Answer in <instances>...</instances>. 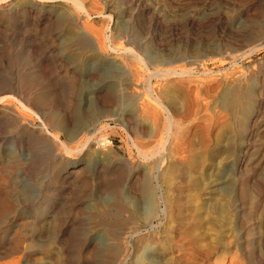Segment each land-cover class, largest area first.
Segmentation results:
<instances>
[{
    "label": "rangeland",
    "instance_id": "1",
    "mask_svg": "<svg viewBox=\"0 0 264 264\" xmlns=\"http://www.w3.org/2000/svg\"><path fill=\"white\" fill-rule=\"evenodd\" d=\"M262 29L264 0H0V264H264Z\"/></svg>",
    "mask_w": 264,
    "mask_h": 264
},
{
    "label": "bare ground",
    "instance_id": "2",
    "mask_svg": "<svg viewBox=\"0 0 264 264\" xmlns=\"http://www.w3.org/2000/svg\"><path fill=\"white\" fill-rule=\"evenodd\" d=\"M35 5H36V4H35ZM36 6H37V5H36ZM42 6H43V5H42ZM77 6H78L80 9H83V8H82V5H81L80 3H77ZM41 8H42V7H41ZM48 9H49V8H48ZM38 11H39V10H38ZM41 11H42V10H41ZM76 23H77V22H76ZM259 29H260V28H259ZM261 31H263V29H262ZM263 34H264V31H263ZM106 39H107V38H106ZM103 43H104V42H103ZM104 45H106V44H104ZM112 49H113V48H112ZM113 50H114V49H113ZM115 51H116V50H115ZM162 71H164L165 73H169V75L175 73V72H173V69H169V68L166 69V70L163 69ZM67 73H68V72H67ZM67 73H66V74H67ZM74 73H75V72H74ZM74 73H73V75H74ZM68 74H69V73H68ZM87 75H88V74H87ZM93 77H94V76H93ZM100 85H102V83H100ZM98 87H99V86H98ZM101 88H102V86H101ZM101 88H100V89H101ZM95 89H96V88H95ZM98 91H99V90H98ZM101 91H102V90H101ZM10 92H11V91H10ZM32 96H33V95H32ZM47 97H48V95H47L46 93H41V92H40L39 94H35V95H34V97L31 99L30 103H29V102H26V103H27V105H30V106H31V104H32L33 106H36V108H37V107H40V106L46 104L47 99H48ZM5 98H6V97H0V106L2 105V103H3V101H4ZM14 98H15V97H14ZM16 99H17V98H16ZM27 105L23 104V106H24L25 108L29 109L30 107L27 106ZM6 107H7V106H6ZM8 107H9V106H8ZM8 110H9V109H8ZM7 112H8V111H7ZM11 114H12V113H11ZM18 118H20V117L18 116L16 119H18ZM250 121H251V122H250V123H251V130H250V132H252V128L254 127L255 123L257 122V116H256V115H253V116L251 117V120H250ZM42 127H43V129L45 130L46 134H48V135L51 136V134H52L51 132H52V131L48 128L49 126H48L47 124L44 123ZM249 137H250V139H249V142H250V143L248 142L249 145H250L249 147H254V146H253V143L251 142V134H250ZM53 138H54V140H55L56 142H58V143H59V142H60V143H63V141L61 140V138H60L58 135L55 134ZM100 141H101V144H102V145H105V144H107V142H110L109 140L106 139V136L101 137V140H100ZM246 143H247V142H246ZM247 148H248V147H247ZM255 148H256V147H255ZM65 149H66L67 151H69V152H72V150H73V149H70V148H68V147H66ZM243 149H244V148H243ZM56 151H57V149H56ZM251 151H253V149H251ZM251 151H250V153H251ZM54 152H55V150H54ZM61 152H62V151H61ZM241 153H242V152H241ZM245 153H246V152H245ZM53 154H54V153H53ZM246 154H247V153H246ZM246 154H245V155H246ZM54 155H55L56 159H63V156H65L66 154H65V151H64V153H63V152H62V153H59V151H58L57 153L55 152ZM247 155H248V154H247ZM65 157H66V156H65ZM67 158H68V156H67ZM7 162H8L9 164H11V163H10V160H8ZM53 162H54V161H53ZM59 162H60V161H59ZM59 162H58V163H59ZM8 163H7V164H8ZM66 164H67V163H66ZM52 165H54V164H52ZM57 165H58V164L54 165V172H57V171L59 170V165H58V166H57ZM10 166H11L12 168H14V167H18V166H19V162L16 161V163L11 164ZM78 166H79V165H78ZM74 167H75V166H71V165L68 164V166H67V167L64 169V171L61 172V173H65V174L71 175V174L74 172V170H75ZM76 167H77V166H76ZM80 169H81V168H80ZM240 169H241V168H240ZM58 172H60V170H59ZM58 172H57V174H58ZM74 173H75V172H74ZM241 173H242V172H241ZM241 173H240V174H241ZM76 174H77V172H76ZM18 176H19V175H18ZM54 177H55V176H54ZM55 179H56V177H55ZM57 179H58V178H57ZM57 179H56V180H57ZM60 180H61V179H60ZM64 180H66V179H64ZM57 181H59V180H57ZM33 197H34V196H33ZM34 199H35V197L33 198V202H32V201H31V200H32V197H31V200H29V201H31V203H34ZM5 201H6V200H5ZM37 202H38V200H37ZM39 202H40V201H39ZM39 202H38V203H39ZM41 202H42V201H41ZM41 202H40V203H41ZM31 205H32V204H31ZM34 205H35V204H34ZM238 206L241 207V204L238 205ZM242 207H243V206H242ZM242 207H241V208H242ZM237 208H238V207H237ZM36 209H37V208H36ZM236 210H237V209H236ZM237 211H238V210H237ZM238 212H239V211H238ZM33 215H34V214H33ZM33 215H32V216H33ZM52 217H53V216H52ZM238 217H239V214H238ZM54 219H55V218H54ZM239 219H240V218H239ZM51 220H52V219H51ZM54 222H55V221H54ZM52 223H53V222H52ZM50 224H51V223H50ZM52 228H53V227H52ZM124 228H125V226H124ZM50 229H51V228H50ZM51 230H52V229H51ZM54 230H55V229H54ZM54 230H53V231H54ZM126 230H127V229H126ZM122 231H124V230L122 229ZM139 231H140V230H139ZM50 232H51V231H50ZM130 233H131V232H130ZM130 233H129V234H130ZM180 234L182 235V234H184V233H180ZM125 235H126V233H125ZM120 236H121V235H120ZM130 236H131V234H130ZM179 236H180V235H179ZM121 237H122V236H121ZM181 237H182V236H181ZM183 237H184V236H183ZM183 237H182V238H183ZM123 238H124V237H123ZM125 238H126V236H125ZM121 239H122V238H121ZM128 239H129V238H128ZM184 239H185V238H184ZM181 241H182V240H181ZM124 242H125V241H124ZM176 242L178 243V241H176ZM179 242H180V241H179ZM43 245H44V244H43ZM41 246H42V245H41ZM29 247H30V246H29ZM30 248H31V247H30ZM30 248H29V249H30ZM45 248H47V247H45ZM110 249H111V248H110ZM110 249H109V250H110ZM42 250H43V248H42ZM47 250H48V249H47ZM104 250H106V248H105V249H103V248L101 249V247H100V248H95V249L93 248V249H92V255H94L95 258H98V259L100 258V259H101L102 256L107 255V254L103 255ZM107 250H108V249H107ZM112 250H113V248H112ZM123 250H124V249H123ZM45 251H46V250H45ZM48 251H49V250H48ZM48 251H47V252H48ZM113 251H114V250H113ZM113 251H112V252H113ZM43 252H44V251H43ZM109 252H110V251H109ZM115 252H117V251H115ZM115 252H114V253H115ZM124 252H125V251H124ZM178 252H179V251H178ZM44 253H45V252H44ZM48 253H49V252H48ZM48 253H47V255H48ZM107 253H108V252H107ZM119 253H120V251H119ZM119 253H117V255H119ZM120 254H121V253H120ZM123 254L126 255V253H123ZM109 255H110V254H109ZM125 255H124V256H125ZM182 256H183V255H182ZM105 257H106V256H105ZM107 257H108V256H107ZM107 257H106V258H107ZM109 257H110V258H109L110 260H107L106 263H103V264H113V263L115 262V258H116V257L114 256V254L111 255V256H109ZM117 257H118V256H117ZM118 258H119V257H118ZM118 258H116L117 261L120 260V259H118ZM126 258H127V256H126ZM100 259H99V261H100ZM121 259H122V255H121ZM124 259H125V258H124ZM117 261H116V262H117ZM124 261H125V260H124ZM119 262H120V261H119ZM122 262H123V260H122ZM100 263H102V261H101ZM100 263H99V264H100ZM117 264H118V263H117ZM120 264H121V262H120Z\"/></svg>",
    "mask_w": 264,
    "mask_h": 264
}]
</instances>
